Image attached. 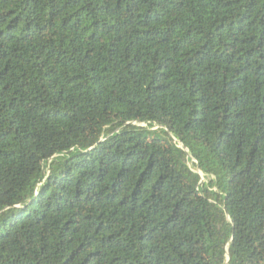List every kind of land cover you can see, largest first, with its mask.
Listing matches in <instances>:
<instances>
[{
	"label": "trees",
	"instance_id": "obj_1",
	"mask_svg": "<svg viewBox=\"0 0 264 264\" xmlns=\"http://www.w3.org/2000/svg\"><path fill=\"white\" fill-rule=\"evenodd\" d=\"M0 264H264V0H0Z\"/></svg>",
	"mask_w": 264,
	"mask_h": 264
}]
</instances>
